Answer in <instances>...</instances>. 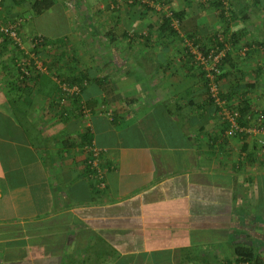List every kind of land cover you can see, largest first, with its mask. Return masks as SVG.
I'll return each mask as SVG.
<instances>
[{
  "label": "crops",
  "instance_id": "crops-1",
  "mask_svg": "<svg viewBox=\"0 0 264 264\" xmlns=\"http://www.w3.org/2000/svg\"><path fill=\"white\" fill-rule=\"evenodd\" d=\"M57 1L3 0L0 9V22L23 21L27 52L33 35L48 39L35 50L43 70L22 92V52L0 36V264H248L240 248L264 264V135L228 130L176 46L181 35L161 34L162 16L111 14V0H64L79 26L53 34L38 19L62 9ZM235 3L253 11L225 25L237 39L222 89L239 112L248 104L264 114L262 7ZM252 17L259 31L246 27ZM91 21L102 26L94 47L83 41ZM198 34L212 44L209 30ZM73 82L85 86L88 117L74 103L54 106V87ZM43 102L50 105L40 110ZM252 116L245 124L241 115L242 125ZM42 118L43 127L32 121ZM63 119L60 133L43 136ZM86 129L102 155L105 189L87 174Z\"/></svg>",
  "mask_w": 264,
  "mask_h": 264
},
{
  "label": "built area",
  "instance_id": "built-area-1",
  "mask_svg": "<svg viewBox=\"0 0 264 264\" xmlns=\"http://www.w3.org/2000/svg\"><path fill=\"white\" fill-rule=\"evenodd\" d=\"M2 1L3 0H0V9L2 7ZM176 22L178 24V21L174 20V26ZM22 24L23 21L21 19L9 21L7 23L0 22V36L7 40L15 48V50L22 52V59L16 60V62L24 75H31L34 73L36 74L42 72L43 64L39 61L38 56L35 54V52L46 43V37L42 34L33 36L30 39L32 52H27L26 46L24 45V37L21 32ZM220 40L222 42L223 38H221ZM229 50V43L226 42L224 43L223 49H219L217 45L214 46V48L210 50L207 56L202 53L197 54V61L205 68L207 72V78L209 79L208 88L210 97L214 102V106L219 108L221 120L226 124L230 132H240V134H243L244 136H253L258 133L264 135L263 113H256L255 117L253 116L254 120H252L250 124L242 125L240 120L241 115L238 109L231 105L226 98L222 97V83L218 81L217 76L220 74L219 67L221 65V60L226 56ZM27 55H29L30 58L24 59V57H27ZM31 59H33L34 61H32ZM208 65L210 66L209 68L206 67ZM82 87L84 86L75 85L71 87L68 84H62L61 90L63 91V100L65 101L67 97L70 96L80 95ZM81 111L82 115H84L85 117L89 116L90 109L86 107L83 101ZM85 150L86 156H90L88 159L90 169L94 171V174L90 177L96 180L99 189H105L106 181L105 173L102 167L101 152L92 146L86 147Z\"/></svg>",
  "mask_w": 264,
  "mask_h": 264
},
{
  "label": "rangeland",
  "instance_id": "rangeland-1",
  "mask_svg": "<svg viewBox=\"0 0 264 264\" xmlns=\"http://www.w3.org/2000/svg\"><path fill=\"white\" fill-rule=\"evenodd\" d=\"M64 0H58L57 3L61 4L62 9H60V7H56L54 9H52L51 14H47L45 17H42V19H38V22L40 23L39 25L41 27H44L47 31H50L55 34V33H64V31H71L72 29H77V27L79 26V23H76V20L74 18V6L63 2ZM129 1H133V0H118V4L119 5V11L124 10L125 8H128L129 11H142L143 14L144 12H147L148 15H151L150 18L153 17H157V19H161L162 15H171L172 12H176V11H180V10H185L187 15L184 19V22H186V26H188L189 29H195L198 28V31L201 32L202 34L207 33L208 30L210 32H212V34L214 33H218V34H222V36H230V34H227L226 32H230L229 31V27L228 30L225 31V23H223L219 18H218V12L215 9V7H213L211 5V2H213L214 0H208L207 2H205V0H171V3H166L165 0H162L163 3L167 4V5H156L152 2L148 3L149 6L153 9L152 12L149 11L150 8L148 7H144L142 6V4L140 3H147L148 0H138L140 3L136 4L134 7L130 8L128 7L125 3H129ZM236 0H224L226 7L228 6L229 8L231 7V9L238 11V7L235 3ZM250 2H252L250 0ZM152 3V4H151ZM89 11H92L93 8L92 7H87ZM263 8V7H262ZM263 11V14L261 12H256L257 16H263L264 15V8L261 10ZM141 12V13H142ZM112 13H116V12H111ZM228 13H230V10H228ZM142 15V14H141ZM196 16L193 17V16ZM149 18V19H150ZM189 20V21H187ZM254 20V18L252 17L251 20L248 23H245L246 27L248 26V24L251 26L252 31L255 29L257 31H259V29L262 28V23L259 25V23H253L252 21ZM176 21V20H175ZM233 24L230 23V27ZM96 27H102L101 25H99V23L97 24V22L95 21H91L90 24H86V26H83V28L85 29V27L88 30V33L86 34V37L83 38L84 42L86 44L92 43V46H95V43H99V39L98 36L94 35V32L96 29ZM82 27V26H80ZM175 28H177L178 32L181 33V36L179 37L180 42H178L176 44V46H179V49H183L184 52L187 51L186 48L190 49V52H192V54L194 55L192 62L194 63L195 66H200L199 62L197 61L198 55L202 53L201 51H199L198 47L196 45L193 44L194 40L190 41L188 39V35L186 33H184L181 29V26L179 25V23L177 24V22L175 23ZM90 30V31H89ZM214 31V32H213ZM103 32V29L101 30V33ZM37 35V34H35ZM62 35V34H61ZM201 35V34H200ZM34 36V35H33ZM200 38V37H199ZM203 41V40H202ZM46 42H48V39L46 38ZM24 45H28L27 42L24 43ZM198 46H203L202 42L198 43ZM215 44H211L209 46H205L208 47L206 50H211L212 48H214ZM230 46V50L228 51L230 53V51L232 50V46L231 43H229ZM209 54V53H208ZM228 55V53L226 54ZM207 68H209L210 66H206ZM197 70V69H196ZM198 71V70H197ZM222 83V82H221ZM75 86V85H74ZM223 87V85H222ZM61 89V87H60ZM71 97V96H70ZM70 97H67V99L65 100V102L60 105L59 104V108H57V110H61L62 108L66 109H70L73 106V103L70 100ZM40 108V110H44L46 109V107H48L50 104L49 102H43V103H38L37 104ZM52 105V104H51ZM56 105V104H55ZM51 107V106H50ZM61 108V109H60ZM20 116V115H18ZM21 117L23 119L24 118V114L21 115ZM32 121H35L36 124L38 126H44L45 119H33Z\"/></svg>",
  "mask_w": 264,
  "mask_h": 264
},
{
  "label": "trees",
  "instance_id": "trees-1",
  "mask_svg": "<svg viewBox=\"0 0 264 264\" xmlns=\"http://www.w3.org/2000/svg\"><path fill=\"white\" fill-rule=\"evenodd\" d=\"M165 1H166V3H171V0H165ZM207 1L208 0H205V2H207ZM150 2H152V3L156 4V5H160V4H162L164 6L167 5V4L163 3L162 0H148L147 3H140L138 0H133V1H129V3H125V4L127 6H130V5H136V4L140 3V4H142V6L150 8L149 11L152 12L153 9L148 4ZM252 2H256L261 7L264 8V0H252ZM109 5L110 6L108 8L112 12H118L119 11L118 6L120 4H118V0H111ZM211 5L213 7H215V9L217 10L218 18L223 23H225L227 26H229L231 22L237 21V18L239 16H241V15H242L241 17H243L245 19H248L249 13H250L249 11L250 10L253 11V9L248 7L247 5L245 6V8L239 9L238 11L233 10V9H231V7L230 8L228 6L226 7L224 0H214L213 2H211ZM39 10H40V8H39ZM228 10H230V13H228ZM185 16H186V11L185 10H180V11H176V12L174 11V12L171 13V15H168V14L162 15V24H161V27H160L161 34L162 33H164V34L168 33L169 36H179V35H181V33L178 32L177 28H175V26L173 25L174 20H176V21H178L179 25L181 26L182 31L184 33H187L188 39L190 41L195 39L193 44L198 47L199 51H201L202 54L207 56L210 51L206 50L208 47H206V49H205L204 42L202 41L201 38H199L200 36L198 34V28H195V29H192V30L189 29L188 26H186V24H185L186 22H184ZM151 29H153V27L152 28L150 27V30ZM226 30H228V27H227ZM188 32H193V33L190 34ZM236 37H237V33H235V32L232 35H230V36H222V34L214 33V34L211 35L210 43L215 44V46L217 45L219 47V49H223L224 43H226V42L234 44V41L237 39ZM221 38H223L222 42L220 40ZM145 39H146L145 41H147V45L152 42L151 41L152 40L151 39V31H150V36H145ZM2 42H3V44H5L7 46L10 45V43L7 40H5L4 38H3ZM199 42H202L203 46H198ZM186 49H187V51L184 52V55H185L186 58H189V60H188L189 62L190 61L192 62L191 59H193L194 55L192 54V52H190V49H188V48H186ZM228 58H230V54L229 53H228V55H226L221 60V65L219 67L220 68V74L217 76L218 81H220V82H223V77H224L223 66L227 62ZM196 68L198 70L197 71L198 75L201 77V79L205 83V88L207 89V92H208L207 94L209 95L210 103L214 105V102H213L212 98L210 97V92H209V88H208L209 79L207 78V72H206L205 68L202 65L196 66ZM21 76H22V78L19 81L18 89L21 90L22 92H25V90L29 89L28 83H30L33 80V77H32L33 74L24 75L21 72ZM38 77L35 80H37ZM75 83H77V82H75ZM75 83L74 82L72 84L69 83L68 85H70L72 87V86H74ZM77 85H79V84H77ZM54 89L58 90L57 96H58L59 102L56 105H59V104L62 105L64 103V100H63V97H62L63 96V91L61 89H59V87H54ZM83 89L85 90V86L81 88V94H82ZM81 94L80 95L71 96L70 100H71L72 103H74V105H76V106L78 105V108H79L78 112L82 116L81 106H82V101L83 100L81 99ZM222 97L225 98V93L223 92V90H222ZM56 105L54 104V106H56ZM87 107H89V106H87ZM216 109H217L218 112L220 111L219 108L216 107ZM240 112H241L240 114L242 115L241 119L243 121H245V124L249 123V122H247L249 120L246 119L248 114H251L253 116L256 115V114H254L252 112V109H251V107L248 106V104L244 105V107H240ZM64 120L65 119H63V120L59 121L58 123H55L54 125L49 126L48 128H46L43 131V136L49 138V137H52V136L57 135L58 133H60V131H62V129L64 128V125H65V121ZM91 142H92L91 133H90L89 129H86V130H84V132L82 134V144L83 145L84 144H88L87 146H91L90 145ZM89 157H86L87 174H88V177L90 179H92L93 181L96 182V180L94 178L90 177V176H92L94 174V171L90 169V165L88 164ZM237 254L241 258L240 262H242V263L263 264V262L257 257L258 255L255 253V251L253 249L240 248V249L237 250Z\"/></svg>",
  "mask_w": 264,
  "mask_h": 264
}]
</instances>
